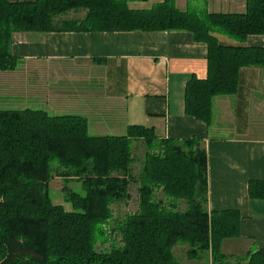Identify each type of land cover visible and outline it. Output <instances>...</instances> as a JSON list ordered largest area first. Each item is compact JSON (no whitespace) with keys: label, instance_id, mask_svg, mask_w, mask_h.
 <instances>
[{"label":"trees","instance_id":"trees-1","mask_svg":"<svg viewBox=\"0 0 264 264\" xmlns=\"http://www.w3.org/2000/svg\"><path fill=\"white\" fill-rule=\"evenodd\" d=\"M132 0H0V72H13L16 33L189 32L208 47L206 79L186 85L185 113L210 127L217 98L234 96L240 72L264 68V48L246 47L264 38V0H250L243 14L181 11L177 0L151 10H132ZM85 12L83 19H63ZM227 38L237 45H225ZM145 148L135 176L134 152ZM57 177L72 210L52 202ZM134 213L116 216L115 205L131 199ZM252 200H264V181L249 183ZM182 204L187 205L181 210ZM207 152L200 140L161 139L153 128L129 126L124 136H93L86 118L44 110H0V264H180L177 245L189 261L264 264V249L225 256V241L241 237L238 211H209Z\"/></svg>","mask_w":264,"mask_h":264},{"label":"crops","instance_id":"crops-1","mask_svg":"<svg viewBox=\"0 0 264 264\" xmlns=\"http://www.w3.org/2000/svg\"><path fill=\"white\" fill-rule=\"evenodd\" d=\"M163 1L132 0L129 7L151 10ZM249 1L176 5L243 14ZM69 15L83 19L85 12ZM243 45L264 48V38L251 36ZM11 51L20 62L15 71L0 72V110L82 116L93 136H124L129 126H145L161 139L200 140L207 152L209 211L235 210L242 217L241 237L225 241L222 253L242 257L264 249V200L249 196V183L264 181V68L241 70L237 93L215 99L208 127L185 113L187 83L208 75V47L189 32L16 33ZM224 125L236 133L222 134ZM178 249L186 264L207 262L189 261L188 246L177 245L174 254Z\"/></svg>","mask_w":264,"mask_h":264},{"label":"rangeland","instance_id":"rangeland-1","mask_svg":"<svg viewBox=\"0 0 264 264\" xmlns=\"http://www.w3.org/2000/svg\"><path fill=\"white\" fill-rule=\"evenodd\" d=\"M181 4H182V2H181ZM193 4L194 3L191 4V7L192 6L194 7ZM62 18L63 19H69L70 15L68 14L67 16H63ZM223 130H226V131L223 132L222 134H231V135H233V134L236 133V132L233 131L232 128H227V126H225L223 128ZM145 153H146V149L143 148V147L137 149L134 152V155L137 158V162L133 165L132 172H133V174L135 176H137V174H138V172H139V170L141 168L142 161L144 159ZM66 182L68 183V181H65L64 179H62L60 177H57L56 173H54V178L50 182L48 192H49V195H50V197L52 199V202L54 204L62 205V206L65 207V209L67 211H71L72 210L71 205L69 203H67L66 200H65L66 194L64 193L65 192L64 188H65V186H68V187L72 188L73 190H79L80 186H78V184L75 183V182L70 183L69 185H67ZM130 195H131L130 201H128L127 203H122V204L114 206V209H115L117 217L121 218V217H123V216H125L127 214L134 213V212H136L138 210L139 194H138V185L137 184H132L131 185V187H130ZM186 207H187V205L182 204L180 209L184 210ZM180 246H188V245L180 244ZM178 251L179 252L175 253V257L177 258V261L180 264H186V262H187L186 254H184V255L181 254L180 253V249H178ZM206 258H207V259H205L207 261L206 264H210L211 263L210 256H208ZM196 262H198V261H196ZM204 263L201 262V263H196V264H204Z\"/></svg>","mask_w":264,"mask_h":264}]
</instances>
